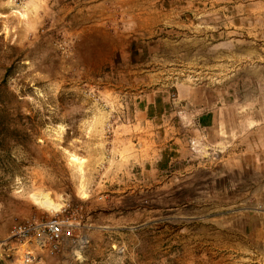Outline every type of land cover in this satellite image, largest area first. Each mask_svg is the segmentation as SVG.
<instances>
[{
    "label": "rangeland",
    "instance_id": "obj_1",
    "mask_svg": "<svg viewBox=\"0 0 264 264\" xmlns=\"http://www.w3.org/2000/svg\"><path fill=\"white\" fill-rule=\"evenodd\" d=\"M92 1L0 0V264H264L176 99L193 85L223 108L221 154L264 143L262 1H195L136 34L92 17ZM53 216L58 251L13 238Z\"/></svg>",
    "mask_w": 264,
    "mask_h": 264
},
{
    "label": "crops",
    "instance_id": "obj_2",
    "mask_svg": "<svg viewBox=\"0 0 264 264\" xmlns=\"http://www.w3.org/2000/svg\"><path fill=\"white\" fill-rule=\"evenodd\" d=\"M195 1L202 2L204 0H93L90 11L92 17L106 19L121 28H127V33L136 34L142 32V18H157L158 16L172 18L180 13L187 15V12H189L188 6ZM229 1L235 2L236 0ZM261 1L264 5V0ZM178 5H180L181 9H178ZM231 13L232 11L230 10V17L235 18V15ZM260 18L263 28L261 33H264V6L262 7ZM155 25L156 22L152 24V28ZM232 29L235 33L236 26L234 25ZM147 31L150 32L151 30ZM205 97L198 86L186 85L176 98L181 104V112L188 119L184 123L185 128L189 131L185 140L201 141L205 153L211 148V158H204L202 165L209 168L212 167L208 173L213 179H226L221 189L225 190L227 194L229 193V216L232 219L241 217L252 221L251 233L257 236L258 239L255 238L256 240L264 243V143L253 144L250 142L244 145V148H239L240 150L238 147L228 145L225 153L221 154L220 149L217 148L222 146L221 144L219 145L218 139L222 130L227 129L228 124L222 118L223 108L217 104L207 102L208 100L204 101L203 98ZM142 112L144 113L146 110ZM167 129L174 131L177 127L171 122V124L167 125ZM171 138H174V136ZM186 144L189 150V145L188 143ZM190 148L192 149L193 147L190 146ZM249 169H251L255 177L259 173V179L255 178L250 181L246 177L242 179L243 176L239 180L237 176H233L238 172L246 174ZM245 184L252 188L250 191L255 196V200L250 203L245 202V205L243 203H232L231 190L237 188L238 185L245 186ZM232 208L239 210V212Z\"/></svg>",
    "mask_w": 264,
    "mask_h": 264
},
{
    "label": "built area",
    "instance_id": "obj_3",
    "mask_svg": "<svg viewBox=\"0 0 264 264\" xmlns=\"http://www.w3.org/2000/svg\"><path fill=\"white\" fill-rule=\"evenodd\" d=\"M63 219L53 216L43 221H25L14 225L13 238L20 242H27L32 236L36 237L43 247L51 252L58 251L63 241ZM34 259L29 252L24 254V262L28 263Z\"/></svg>",
    "mask_w": 264,
    "mask_h": 264
},
{
    "label": "bare ground",
    "instance_id": "obj_4",
    "mask_svg": "<svg viewBox=\"0 0 264 264\" xmlns=\"http://www.w3.org/2000/svg\"><path fill=\"white\" fill-rule=\"evenodd\" d=\"M38 200H39V202H40L41 204H45V205H48V204L51 205V203L53 202L52 199L47 198L46 196H42V197H41L40 199H38Z\"/></svg>",
    "mask_w": 264,
    "mask_h": 264
},
{
    "label": "trees",
    "instance_id": "obj_5",
    "mask_svg": "<svg viewBox=\"0 0 264 264\" xmlns=\"http://www.w3.org/2000/svg\"><path fill=\"white\" fill-rule=\"evenodd\" d=\"M0 151H3L2 146H0Z\"/></svg>",
    "mask_w": 264,
    "mask_h": 264
}]
</instances>
